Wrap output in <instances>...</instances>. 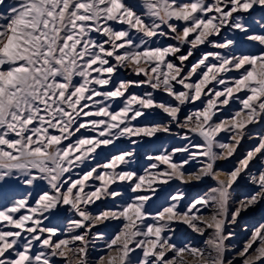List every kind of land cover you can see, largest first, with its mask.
I'll return each mask as SVG.
<instances>
[{"label": "snow or ice", "instance_id": "obj_1", "mask_svg": "<svg viewBox=\"0 0 264 264\" xmlns=\"http://www.w3.org/2000/svg\"><path fill=\"white\" fill-rule=\"evenodd\" d=\"M257 210L264 0H0V264H264Z\"/></svg>", "mask_w": 264, "mask_h": 264}, {"label": "rangeland", "instance_id": "obj_2", "mask_svg": "<svg viewBox=\"0 0 264 264\" xmlns=\"http://www.w3.org/2000/svg\"><path fill=\"white\" fill-rule=\"evenodd\" d=\"M168 143H171L169 141ZM204 190V186L201 185L200 187H192L187 189L190 196H194L197 193ZM260 222H264V210H257L255 212H251L244 216L243 220L239 222L237 225L234 226L233 230L237 232V237L233 240V243L236 245H242L243 241L247 238L248 233L244 230V225H247L249 228L257 225ZM184 233H181V236L183 237ZM190 238L195 243H202L203 239L199 236H196L194 234H189Z\"/></svg>", "mask_w": 264, "mask_h": 264}]
</instances>
